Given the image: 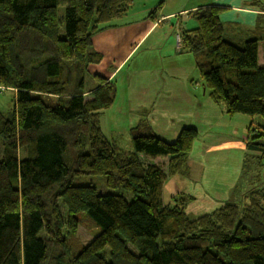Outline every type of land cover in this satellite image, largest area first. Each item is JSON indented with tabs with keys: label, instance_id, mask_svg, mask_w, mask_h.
I'll use <instances>...</instances> for the list:
<instances>
[{
	"label": "trees",
	"instance_id": "trees-1",
	"mask_svg": "<svg viewBox=\"0 0 264 264\" xmlns=\"http://www.w3.org/2000/svg\"><path fill=\"white\" fill-rule=\"evenodd\" d=\"M132 3L0 0V87L15 92L12 111H0V264H264V187L240 197L236 184L230 200L197 217L185 211L192 197L163 202L165 181L187 168L198 135L193 127L180 130L172 154L147 120L128 132L132 151L102 131L115 85L95 75L86 88L85 75L102 59L91 41ZM261 10L248 27L223 23L224 7L202 6L187 14L196 26L180 31L205 94L228 116L264 120ZM259 128L246 149L263 154ZM86 176H101L108 188L133 198L74 184ZM80 216L99 233L71 255L67 235Z\"/></svg>",
	"mask_w": 264,
	"mask_h": 264
},
{
	"label": "crops",
	"instance_id": "crops-1",
	"mask_svg": "<svg viewBox=\"0 0 264 264\" xmlns=\"http://www.w3.org/2000/svg\"><path fill=\"white\" fill-rule=\"evenodd\" d=\"M252 1H257L260 6L250 4ZM143 3L147 6L148 4L153 5L156 0H144ZM198 3H200L198 6H190L179 9L178 12L170 11V13L162 14L160 20L156 19L155 15L149 17V14L154 10L152 9L147 18H142L133 23H115L94 35L91 41V49L92 52L101 55L102 59L98 65L92 67L88 75L91 78L98 75L107 82L113 81L115 73L136 48V45L150 31L156 29V26H160L163 19L188 16L189 12L201 7V5H217L226 8V11L220 16L223 23L252 27L257 15L262 11L261 8L264 9V0H205V2L200 0ZM152 18L156 19V23L152 22ZM149 19L153 24L148 22ZM157 22L160 24L157 25ZM118 40L119 42H117ZM133 40L134 44L132 45ZM174 41L176 43V38ZM119 47H121L120 51L118 50ZM176 47L179 54H190L182 51L181 44L176 43ZM106 61H113V66L107 67ZM258 65H260L259 62ZM170 73L172 74L168 76L167 72L163 75V78L166 79L165 83L160 82L159 75L155 73H144L140 74L141 76L134 74L135 77L126 74L128 86L125 93H127L130 102L128 109H130V113L135 115L129 130L141 121L147 120L160 142L168 149L177 145V138L182 128L193 127L197 131L198 135L192 144L188 158L189 167L185 171L169 177L162 188V200L166 204L170 203L176 196L193 197V200L186 204L185 211L188 215L197 217L219 208L225 201L231 199L232 189L238 184L241 176L243 157L249 153L246 149V141L251 135L247 126L245 134L241 138L232 135L220 136V134L213 137L214 133L208 132L207 136L214 138V140L202 145L198 138L200 127H203L204 130L205 128L209 129L219 120L222 121L224 110L222 112L218 106L210 101L203 87L202 98H198L197 91L193 90L187 81L189 78L178 76L176 71ZM178 80H182V82ZM197 86L198 84L195 83L194 87L197 88ZM137 112L140 114H136ZM144 116L145 118H143ZM176 117H180L181 122H176L174 119ZM239 133V130H235L236 135ZM217 152L224 153L226 157H231V155L235 157L230 165L225 167V170L220 166L217 167L216 171L211 170L210 162L215 159ZM226 157L223 156L221 159H226Z\"/></svg>",
	"mask_w": 264,
	"mask_h": 264
},
{
	"label": "rangeland",
	"instance_id": "rangeland-1",
	"mask_svg": "<svg viewBox=\"0 0 264 264\" xmlns=\"http://www.w3.org/2000/svg\"><path fill=\"white\" fill-rule=\"evenodd\" d=\"M144 0H133L131 8L128 10L123 18H118L110 21L108 25H114L115 23H133L142 18H147V15L152 9H155V18L160 20L162 14L170 13V11L178 12L179 9L188 8L190 6H198L200 0H156L153 5H145ZM205 2V0H202ZM159 5V7H157ZM185 6V7H184ZM204 5H201V7ZM149 8V9H148ZM58 19L60 23V36L64 34V23L63 21V8L60 7L57 11ZM177 14V13H176ZM152 18V22L156 23V19ZM147 20V19H145ZM151 19L148 20L150 24H153ZM162 21V20H161ZM160 22H157L159 25ZM195 21L189 16H183L182 18L163 19V23L160 26H156V29L150 31L140 41L136 48L129 54L126 60L122 63L121 67L115 73L113 83L115 85V99L113 104L104 111L100 118V127L105 135L109 139H116L118 146L123 150L132 151L128 131L132 126L135 115L130 113V102L127 93H125L128 86L126 80V74H130L132 77L135 75L144 73H155L160 77V82L165 83L166 79L163 75L167 72V76L172 74L170 72L176 71L178 76H186L188 83L192 86L193 90L198 93V98H202V83L201 77L195 68V59L193 54L182 55L179 54L176 43L181 44L180 32L183 28L195 27ZM181 27V28H180ZM180 28V29H179ZM177 34V35H176ZM176 38V43L174 39ZM121 41V40H120ZM119 42V40L117 41ZM134 44V40L132 45ZM136 44V43H135ZM129 48V47H128ZM121 50V47L118 49ZM90 51V48L87 49ZM113 61H106V66L111 68ZM258 62L260 66L264 65V43L258 44ZM175 64V65H174ZM118 73V74H117ZM84 80L86 82V88L94 81L88 73L85 75ZM180 81V80H178ZM182 82V80L180 81ZM198 84L197 88L194 84ZM93 84V83H92ZM15 103V92L6 88L0 87V111L3 113H10ZM223 112V108L218 106ZM224 118L218 121L215 125L205 130L203 127L199 129V139L202 145L205 142L213 141L214 138L208 137V132H213V137L216 134L220 136L232 135L234 137L241 138L245 134L246 126L249 127V134L251 137L256 134V127L261 125L264 128V120L260 117H249L245 115H234L227 116L223 112ZM136 114H140L137 112ZM145 118V116L143 117ZM174 118L176 122H181V118ZM164 119V118H163ZM263 128L260 129V133H263ZM152 129V128H151ZM235 130H239V135L235 134ZM259 131V130H258ZM154 132V131H153ZM156 134V133H154ZM257 135V134H256ZM256 137V136H254ZM250 139V138H249ZM255 141V140H254ZM264 144V138L261 140ZM174 148L169 147L171 153L179 148L178 143ZM249 152V151H248ZM255 155L259 157L257 160ZM224 153L220 154L217 152L215 159L210 162L211 170L216 171L217 167L220 166L225 170V167L230 165V162L235 158L231 155L226 159H221ZM251 161L248 163L246 172L238 180L240 190L242 193L240 197H244L247 193L264 187V153H253L249 152L248 156ZM246 157V158H247ZM247 160V159H246ZM189 167V165H187ZM190 167L192 165L190 164ZM244 180V181H243ZM75 185H90L95 187L96 191L100 195L104 194H116L122 195L126 200L131 201L133 196L130 192L123 191L121 189H110L105 184V179L101 176L92 177H80L74 179ZM193 198V197H192ZM245 203V201H244ZM99 233L98 227H96L90 219L80 216L78 227L72 236L67 235L68 246L70 248L71 255L75 254L85 245H87L97 234Z\"/></svg>",
	"mask_w": 264,
	"mask_h": 264
}]
</instances>
